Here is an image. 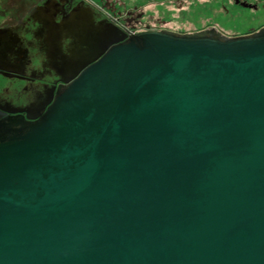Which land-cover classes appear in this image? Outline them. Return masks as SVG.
Instances as JSON below:
<instances>
[{
	"label": "water",
	"instance_id": "95a60500",
	"mask_svg": "<svg viewBox=\"0 0 264 264\" xmlns=\"http://www.w3.org/2000/svg\"><path fill=\"white\" fill-rule=\"evenodd\" d=\"M0 264H264V29L123 35L1 121Z\"/></svg>",
	"mask_w": 264,
	"mask_h": 264
},
{
	"label": "flooded vegetation",
	"instance_id": "af4514ba",
	"mask_svg": "<svg viewBox=\"0 0 264 264\" xmlns=\"http://www.w3.org/2000/svg\"><path fill=\"white\" fill-rule=\"evenodd\" d=\"M220 3L218 21L210 17L190 32L176 30L171 17L182 11V0H0V122L38 119L63 81L123 35L214 30L234 38L264 29V0ZM231 23L241 30H227Z\"/></svg>",
	"mask_w": 264,
	"mask_h": 264
},
{
	"label": "rangeland",
	"instance_id": "374dc122",
	"mask_svg": "<svg viewBox=\"0 0 264 264\" xmlns=\"http://www.w3.org/2000/svg\"><path fill=\"white\" fill-rule=\"evenodd\" d=\"M136 1L139 2L140 0H135V2ZM188 1L189 0H182V2H184V4L182 5L183 6L182 11L180 13H177V12L174 13V15L176 16H171V17H177L176 20H178L179 25H176L177 27L176 30L190 31V28L192 27V25L195 29L199 28L200 24L207 23L209 19L213 17L215 18V15L217 12L214 9L216 8L219 10L218 7H221L220 0H193L192 2H188ZM177 10L178 9H176V11ZM211 10H214V11L211 12ZM184 11H189V13L187 12V14H181ZM217 14L218 16L221 17V14L219 13ZM217 17L215 18L216 21H218ZM223 18H225V16H223ZM187 20H190V21L193 20L192 21L193 24H190L191 26L188 25L186 23ZM227 30L229 31L236 30L238 32L241 30V27L239 26V28L237 29H235L234 27L232 28V23H231V26L227 24Z\"/></svg>",
	"mask_w": 264,
	"mask_h": 264
}]
</instances>
